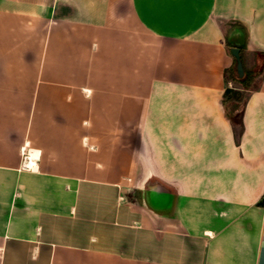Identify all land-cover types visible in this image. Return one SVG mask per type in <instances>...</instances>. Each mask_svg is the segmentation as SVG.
Instances as JSON below:
<instances>
[{
	"label": "crops",
	"instance_id": "0c3cea01",
	"mask_svg": "<svg viewBox=\"0 0 264 264\" xmlns=\"http://www.w3.org/2000/svg\"><path fill=\"white\" fill-rule=\"evenodd\" d=\"M232 23L259 65L264 0H0V264H264V78L238 145Z\"/></svg>",
	"mask_w": 264,
	"mask_h": 264
},
{
	"label": "trees",
	"instance_id": "16d2710c",
	"mask_svg": "<svg viewBox=\"0 0 264 264\" xmlns=\"http://www.w3.org/2000/svg\"><path fill=\"white\" fill-rule=\"evenodd\" d=\"M231 26L235 27L234 34L237 36L239 43L232 44L227 41V52L233 58L231 54V48L237 47L241 50V58L244 63L246 76L243 80H237L235 78V59L233 58V65L224 72L225 92L223 95L222 105L226 118L233 128L235 141L239 145L241 137L244 134L245 107L252 93L260 90L264 78V53L259 54V58H262V63L260 65L255 63L251 70L246 69L245 55L247 51L248 31L243 25L239 23H232ZM230 84H236L239 87H230ZM260 205L263 206L264 201H262Z\"/></svg>",
	"mask_w": 264,
	"mask_h": 264
},
{
	"label": "water",
	"instance_id": "95a60500",
	"mask_svg": "<svg viewBox=\"0 0 264 264\" xmlns=\"http://www.w3.org/2000/svg\"><path fill=\"white\" fill-rule=\"evenodd\" d=\"M231 54L235 59L234 74L237 80H243L246 76L244 63L241 58V50L237 47L231 48Z\"/></svg>",
	"mask_w": 264,
	"mask_h": 264
},
{
	"label": "rangeland",
	"instance_id": "374dc122",
	"mask_svg": "<svg viewBox=\"0 0 264 264\" xmlns=\"http://www.w3.org/2000/svg\"><path fill=\"white\" fill-rule=\"evenodd\" d=\"M229 26H231V25H229ZM248 59H249V60H247V61L245 62L246 69L251 70V69L253 68V57H252V56H249ZM258 61H259V65H260V64L262 63V58H261V57L258 58ZM229 86H230V87H239V86L236 85V84H230Z\"/></svg>",
	"mask_w": 264,
	"mask_h": 264
},
{
	"label": "bare ground",
	"instance_id": "6f19581e",
	"mask_svg": "<svg viewBox=\"0 0 264 264\" xmlns=\"http://www.w3.org/2000/svg\"><path fill=\"white\" fill-rule=\"evenodd\" d=\"M27 164L31 167L33 165L32 160L27 158Z\"/></svg>",
	"mask_w": 264,
	"mask_h": 264
},
{
	"label": "flooded vegetation",
	"instance_id": "af4514ba",
	"mask_svg": "<svg viewBox=\"0 0 264 264\" xmlns=\"http://www.w3.org/2000/svg\"><path fill=\"white\" fill-rule=\"evenodd\" d=\"M232 38H233L232 40H235V41L238 40L237 36H235V35H233Z\"/></svg>",
	"mask_w": 264,
	"mask_h": 264
},
{
	"label": "built area",
	"instance_id": "2783aa9c",
	"mask_svg": "<svg viewBox=\"0 0 264 264\" xmlns=\"http://www.w3.org/2000/svg\"><path fill=\"white\" fill-rule=\"evenodd\" d=\"M28 157H30V156H27L25 160H27ZM28 159H29V158H28ZM28 166H29V165H27V167H28ZM32 167H33V166H31V168H32ZM29 168H30V167H29Z\"/></svg>",
	"mask_w": 264,
	"mask_h": 264
}]
</instances>
